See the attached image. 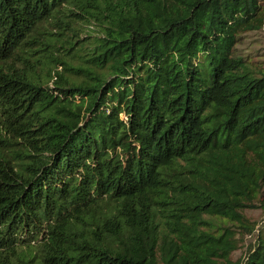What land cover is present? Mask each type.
<instances>
[{
	"label": "trees",
	"instance_id": "obj_1",
	"mask_svg": "<svg viewBox=\"0 0 264 264\" xmlns=\"http://www.w3.org/2000/svg\"><path fill=\"white\" fill-rule=\"evenodd\" d=\"M262 28L264 0H0V264H264Z\"/></svg>",
	"mask_w": 264,
	"mask_h": 264
},
{
	"label": "rangeland",
	"instance_id": "obj_2",
	"mask_svg": "<svg viewBox=\"0 0 264 264\" xmlns=\"http://www.w3.org/2000/svg\"><path fill=\"white\" fill-rule=\"evenodd\" d=\"M241 50L245 54H249L252 59H264V28L251 31L244 34L243 43L240 45ZM59 60L64 59L62 50L59 48ZM57 58V56H56ZM57 72L62 73V66H59ZM243 222H249L250 224L255 223L256 228L262 224L264 220V207L248 208L243 210ZM254 237L253 235H248L244 244L239 249L232 253V258L237 259L240 256H244L247 250V243Z\"/></svg>",
	"mask_w": 264,
	"mask_h": 264
}]
</instances>
